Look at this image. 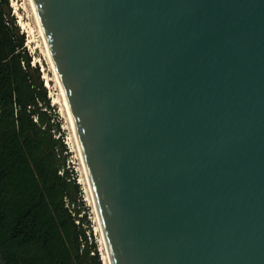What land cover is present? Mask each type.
Masks as SVG:
<instances>
[{"label": "water", "instance_id": "1", "mask_svg": "<svg viewBox=\"0 0 264 264\" xmlns=\"http://www.w3.org/2000/svg\"><path fill=\"white\" fill-rule=\"evenodd\" d=\"M112 264H264V0H34Z\"/></svg>", "mask_w": 264, "mask_h": 264}, {"label": "trees", "instance_id": "2", "mask_svg": "<svg viewBox=\"0 0 264 264\" xmlns=\"http://www.w3.org/2000/svg\"><path fill=\"white\" fill-rule=\"evenodd\" d=\"M9 17L0 0V264H102L40 69Z\"/></svg>", "mask_w": 264, "mask_h": 264}, {"label": "rangeland", "instance_id": "3", "mask_svg": "<svg viewBox=\"0 0 264 264\" xmlns=\"http://www.w3.org/2000/svg\"><path fill=\"white\" fill-rule=\"evenodd\" d=\"M10 2V19H14L20 27V33L25 34V46L32 57V65L39 67L41 78L48 91L51 99L52 111L55 115V121L61 128V135L68 148L66 154V165L72 176L81 186L82 197V214L87 218L85 228L89 236V242L97 246L102 264H109L107 259L106 248L103 243L102 233L99 222L93 206V200L86 181L82 160L79 154L73 133L70 117L63 99L56 74L48 58L46 48L41 37L39 27L35 20L29 0H9ZM9 11V9H7ZM59 137L60 133H56Z\"/></svg>", "mask_w": 264, "mask_h": 264}, {"label": "bare ground", "instance_id": "4", "mask_svg": "<svg viewBox=\"0 0 264 264\" xmlns=\"http://www.w3.org/2000/svg\"><path fill=\"white\" fill-rule=\"evenodd\" d=\"M29 2H30V6L32 8L35 20H36L37 25L39 27V31H40L41 37L43 39V42H44V45H45V48H46V52H47L48 58L50 59V63L52 64V67H53L54 72L56 74L57 81H58V84L60 86V89H61V92H62V95H63V99L65 101V105H66V108H67V111H68V114H69V117H70L73 133H74V136H75L76 144L78 146L79 154H80V157H81V160H82L84 173H85V176H86V181H87V184H88V187H89V191H90V194H91V197H92V200H93V204H94L93 206L95 207V212H96L97 219H98V222H99L100 231L102 233L103 243H104V246L106 248L108 263L112 264L111 259H110V254H109V251H108V246H107L106 239H105V236H104V232H103V229H102V224H101V221H100V216H99V213H98L96 200H95V197H94L92 184H91L90 177H89V174H88V170H87V167H86V162H85V159H84V155H83L82 148H81V145H80V141H79L76 125H75V122H74V118L72 116V112H71L70 105H69V102H68V99H67V96H66V92H65L64 86L62 84V81H61V79H60V77L58 75V72L56 70L54 62L52 60V56H51V53H50V49H49V46H48L46 35H45V32H44L40 17L38 15V11H37V7H36V4H35V1L34 0H29Z\"/></svg>", "mask_w": 264, "mask_h": 264}]
</instances>
